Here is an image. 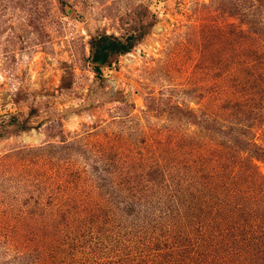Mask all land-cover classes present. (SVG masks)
Wrapping results in <instances>:
<instances>
[{"label": "rangeland", "instance_id": "374dc122", "mask_svg": "<svg viewBox=\"0 0 264 264\" xmlns=\"http://www.w3.org/2000/svg\"><path fill=\"white\" fill-rule=\"evenodd\" d=\"M251 2L0 0V133L4 118L37 110L34 130L0 136V264L63 263L55 244L82 235L83 207L113 204L99 175L112 178L125 197H142L118 225L102 232L96 226L107 241L108 252L96 257L102 264H120L131 253L158 255L155 241L162 255L173 249L137 216L153 201L150 207L165 215L158 228L174 234L177 225L196 222L210 235L200 239L195 227L190 244L168 241L177 242L174 253L186 257L194 245L191 254L203 253L209 264H264V239L246 227L222 238L213 225L224 229L227 214L247 223V215L237 216L247 211V193L236 190L247 191V154L235 143L241 137L264 146V72L245 68L247 45L264 59ZM140 32L146 33L134 49L114 56L98 79L89 60L92 37ZM240 47L246 51L237 53ZM247 94L258 97L249 108ZM162 174L177 202L173 212L168 192L163 200L154 196ZM73 207L80 208L71 218Z\"/></svg>", "mask_w": 264, "mask_h": 264}, {"label": "trees", "instance_id": "16d2710c", "mask_svg": "<svg viewBox=\"0 0 264 264\" xmlns=\"http://www.w3.org/2000/svg\"><path fill=\"white\" fill-rule=\"evenodd\" d=\"M252 1L254 2L250 3L251 7L255 9L256 11L250 13L251 14L250 20L255 26H257L258 28L257 30L261 34V36L264 37V21H263L264 19L262 16V10L264 9V1L262 2L260 0H252ZM256 5H259V6L257 7ZM254 16L257 17L256 20L252 18ZM242 32L243 31L236 30L235 33H233V35L236 34L238 36H241L243 34ZM145 33L146 32H140L136 34L134 33V35L132 34L126 37L125 39H121V38L111 36V35H106V34L97 35L95 37H92L90 41L89 60H90L91 65L93 66V70L97 78L102 79V77H98L102 75V68L108 66L111 59L114 56L125 55V54L130 53L134 49V47L142 40ZM249 38L250 37L247 36V39ZM258 39L260 40V36L258 37ZM259 43H261V41L258 42V45H260ZM242 51H246V50H243L241 47L237 48V53L242 52ZM237 58H239V56H237ZM253 58H256V59L253 60ZM260 59L264 60L262 59V57L259 58V53H256V50L248 49V45H247V62L245 63V68L250 70V73H252V75H256L257 73L264 72L262 71L264 70V63L263 62L261 63ZM261 76H263V73ZM70 82H71L70 77L65 76L62 78V84L69 86ZM248 96L249 95L247 94V108L252 107L254 102L258 98V97L253 98L251 96L249 97ZM36 113H37V110L32 109L29 113V116L24 119H21L17 115H9L7 118H4L1 121V124H2L1 127L3 131H1L2 133H0V136L5 137L6 134L19 135L22 133L31 132L32 130L35 129V127H33L32 125V118L34 117ZM252 126H250V129H252ZM207 130L211 131V129L209 128ZM222 131L223 130H221V132ZM217 132H220L219 126L217 129ZM67 145L68 143H65L63 146H67ZM235 145L239 146L238 153L247 154V161H248L247 191L245 192V190L241 189L240 187L239 189H238V186L236 187V190H238V192L241 193V194L239 193L240 196L247 193V211L244 208L245 210L240 211L241 213L237 215L240 218H242L243 214L247 215V223L245 224L246 219L237 220V218H235L236 217L235 215L227 214V217H225V219L228 220V223L224 229H222V225L220 226V224L219 225L213 224V225L216 227V229L218 228L219 237H222V238H226V237L228 238L229 236H236V234H238L243 228L246 227L248 235H253V237L258 236L259 239H264V183H263L264 173L260 171L257 164H255V163H261L264 166V146H260L256 143H252L250 140H247V141L243 140L241 137L240 139H236ZM51 147L54 149H58V147L54 146L53 144H51ZM43 150L44 149L42 146L33 148L32 150L30 149V151H38V152L43 151ZM162 176H163L162 178L163 181L159 183L160 184L159 186L161 189L157 191L153 189L155 191L154 196L157 195L158 196L157 198L163 200L161 196L166 195V192H168V196H171L169 198V203L170 201L172 202L170 203V205L172 206L170 208L172 210L171 212H173L175 211L173 209L174 207L173 203H177V202L176 200H173L172 198V196L174 195H173V192L171 191V188H169V190H166V186L164 185L165 180H166L165 175L162 174ZM95 178L98 179V181L103 183L102 185H100V188L105 189V194H104L105 198L107 200H111L113 204L108 206L106 209H104L103 207H98V208L87 207V206L83 207L84 212H85L84 213L85 214L84 215L85 216L84 217L85 218L84 220L85 230L84 229L81 230L82 235H80L79 237L74 236L73 237L74 239L72 241L65 242V243L60 242V243L55 244L56 250L60 249L63 252L64 258L61 259V261L63 262L61 264H68V263L69 264H83V262H86L87 264H102L101 262L104 259L97 260L96 257L98 255L105 254L108 252V248L106 244L107 241L100 235H96L97 234L95 232L96 226L99 227L102 225L101 226V232H102L103 227H106L108 225H113V224L118 225L119 221H123L122 218H127L128 216L133 215L131 208L134 207L135 202H140V203L142 202V197L134 196V195L130 196V192H129V195L125 197L124 192L118 190L115 187V183L113 182L112 178L105 177L102 175H99ZM108 182H110L111 185H107L106 183ZM148 182L149 181H147V183ZM141 183H144V182L142 181ZM125 184H126V181L122 180L120 183V186L121 185L123 186ZM179 184L181 185L180 182ZM145 186L147 187V189L149 188V185L148 186L145 185ZM106 187H108V189H106ZM146 187L144 190H146ZM108 190H110V193H108ZM238 192L237 193L234 192L231 198L238 196ZM181 193L182 191L177 190V195H180ZM134 194H136V191H134ZM238 198L239 196L237 197V199ZM124 202H127V203H124ZM233 203L235 202H230V204H228L230 205L232 209L235 207V204L233 205ZM249 203H251V205H249ZM154 204H155L154 201L151 203H146L145 208L144 209L141 208L140 211L137 212L138 214L137 216L139 218L144 219L147 222L151 221L155 227H153L154 228L153 231H148V232H151L152 234L153 233L158 234L157 232H160L159 235H156L157 236L156 240L158 239L164 240L165 243H162V245L164 247L173 248V249H169L168 252L166 251L167 253L165 255H162L160 251H162L165 248L161 249L162 246L159 243L157 244V247H156L155 245L156 241H155L154 244H152V246L157 249V251L155 252H158V255H156L155 253L154 254L151 253L145 256V254H142V253H131V255H129L126 258L125 262H121L120 264H209L210 262L205 260V258L203 257L204 256L203 253H200V255L198 254L196 256L191 254L192 249L194 248V245L186 249L185 251L186 257H183L182 255H178V253H174L173 251H171V250H175L178 248L177 242H174V244H172V242L171 243L168 242L170 240L175 241V239H180V241L184 242L185 239H187L188 244H190L189 237L192 234H196V231L194 230L195 227H196L198 235L200 236V239H203V240L208 239L210 235H207L206 229L202 228L201 226H197L196 222H193L190 226L187 224L184 225L182 223V224L177 225L175 229L176 233L169 234V233H172L171 230L165 231V229L158 228L159 225L161 224L157 221H161L160 219L165 217V215H164L163 210L158 211L157 209H152L153 207H150L151 205H154ZM156 204L159 205L160 203H156ZM78 208L80 207L70 208V210H72L73 213L70 214L69 212L68 215L71 218H73L74 213L75 212L77 213L79 211L77 210L74 212V210ZM166 214L169 215V213H166ZM217 223H218V219H217ZM211 227L212 226L209 225V228ZM172 228H173V232H175L173 225H172ZM167 229H170V227ZM150 241H153V240H150ZM205 246L207 247V245ZM198 248H197L196 253L198 252ZM207 252H209V249ZM174 255L176 256L171 257ZM248 259H253V258L248 256ZM44 262H46L45 264H52V262H54V259H51L50 261H46L41 258H37V259L27 258L25 264H43ZM252 262L253 264H255L254 260H252ZM217 263L221 264L222 262H217ZM217 263L214 262V264H217Z\"/></svg>", "mask_w": 264, "mask_h": 264}]
</instances>
